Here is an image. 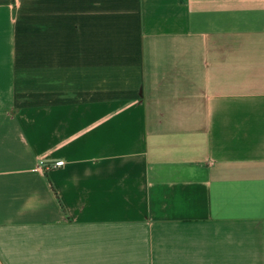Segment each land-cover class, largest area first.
<instances>
[{
  "label": "crops",
  "instance_id": "0c3cea01",
  "mask_svg": "<svg viewBox=\"0 0 264 264\" xmlns=\"http://www.w3.org/2000/svg\"><path fill=\"white\" fill-rule=\"evenodd\" d=\"M0 264H264V0H0Z\"/></svg>",
  "mask_w": 264,
  "mask_h": 264
},
{
  "label": "built area",
  "instance_id": "2783aa9c",
  "mask_svg": "<svg viewBox=\"0 0 264 264\" xmlns=\"http://www.w3.org/2000/svg\"><path fill=\"white\" fill-rule=\"evenodd\" d=\"M65 162L64 161H59L57 162L55 165H54V168H57V167H61V166H64ZM43 165V163H42ZM45 167V166H44ZM52 169V168H51Z\"/></svg>",
  "mask_w": 264,
  "mask_h": 264
}]
</instances>
